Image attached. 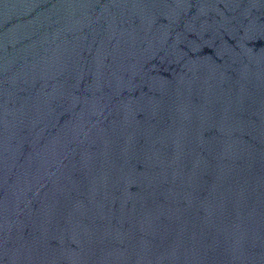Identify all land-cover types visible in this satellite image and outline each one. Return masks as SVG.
Here are the masks:
<instances>
[{
	"label": "water",
	"instance_id": "water-1",
	"mask_svg": "<svg viewBox=\"0 0 264 264\" xmlns=\"http://www.w3.org/2000/svg\"><path fill=\"white\" fill-rule=\"evenodd\" d=\"M0 264H264V0H0Z\"/></svg>",
	"mask_w": 264,
	"mask_h": 264
}]
</instances>
